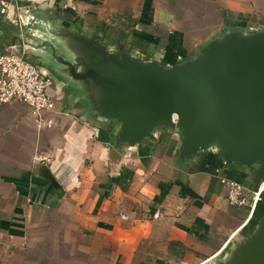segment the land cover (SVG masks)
Here are the masks:
<instances>
[{
    "label": "crops",
    "instance_id": "0c3cea01",
    "mask_svg": "<svg viewBox=\"0 0 264 264\" xmlns=\"http://www.w3.org/2000/svg\"><path fill=\"white\" fill-rule=\"evenodd\" d=\"M21 16L32 20L19 24ZM255 29H264V0H0V53L20 48L56 82L45 126L22 102L0 108V264L229 261L257 219L229 203L224 180L255 189L257 170L216 150L182 158L176 129L116 147V122L91 119L82 93L55 70L74 58L71 31L176 66Z\"/></svg>",
    "mask_w": 264,
    "mask_h": 264
},
{
    "label": "water",
    "instance_id": "95a60500",
    "mask_svg": "<svg viewBox=\"0 0 264 264\" xmlns=\"http://www.w3.org/2000/svg\"><path fill=\"white\" fill-rule=\"evenodd\" d=\"M69 37L74 58L58 61L55 71L82 93L91 119L116 122V147L176 129L182 158L216 150L227 164L256 169L264 182V29L229 33L176 66L112 50L89 35ZM256 219L253 234L218 264H264V211Z\"/></svg>",
    "mask_w": 264,
    "mask_h": 264
},
{
    "label": "built area",
    "instance_id": "2783aa9c",
    "mask_svg": "<svg viewBox=\"0 0 264 264\" xmlns=\"http://www.w3.org/2000/svg\"><path fill=\"white\" fill-rule=\"evenodd\" d=\"M28 16L19 17V24H29ZM32 20V19H31ZM55 83L50 74L27 59L25 53L7 50L0 53V108L3 105L22 102L31 110L32 116L45 126L42 114L55 109ZM227 199L230 204L247 208L252 217L264 193V182L250 189L235 179H225Z\"/></svg>",
    "mask_w": 264,
    "mask_h": 264
},
{
    "label": "trees",
    "instance_id": "16d2710c",
    "mask_svg": "<svg viewBox=\"0 0 264 264\" xmlns=\"http://www.w3.org/2000/svg\"><path fill=\"white\" fill-rule=\"evenodd\" d=\"M240 182H241V181H240ZM242 183H243V182H242ZM255 189H256V188H255ZM263 198H264V193L262 194L261 201L263 200ZM261 201H260L259 204H258V207H257V209H256V211H255L254 216L257 215V213H259V205H260Z\"/></svg>",
    "mask_w": 264,
    "mask_h": 264
},
{
    "label": "rangeland",
    "instance_id": "374dc122",
    "mask_svg": "<svg viewBox=\"0 0 264 264\" xmlns=\"http://www.w3.org/2000/svg\"><path fill=\"white\" fill-rule=\"evenodd\" d=\"M20 52H21V49L19 48L18 49ZM26 55V54H25ZM27 57V56H26ZM27 59H30L31 61L35 62L36 59L32 58V57H28ZM37 62V61H36ZM56 63V62H55ZM53 78V76H51ZM54 79V78H53Z\"/></svg>",
    "mask_w": 264,
    "mask_h": 264
},
{
    "label": "flooded vegetation",
    "instance_id": "af4514ba",
    "mask_svg": "<svg viewBox=\"0 0 264 264\" xmlns=\"http://www.w3.org/2000/svg\"><path fill=\"white\" fill-rule=\"evenodd\" d=\"M51 74V73H50ZM52 76V75H51ZM54 78V77H53ZM54 83L56 84V82H55V79H54Z\"/></svg>",
    "mask_w": 264,
    "mask_h": 264
}]
</instances>
